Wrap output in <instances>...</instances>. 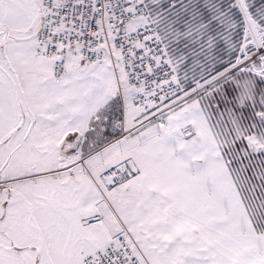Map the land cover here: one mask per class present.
Segmentation results:
<instances>
[{
	"label": "snow or ice",
	"instance_id": "snow-or-ice-1",
	"mask_svg": "<svg viewBox=\"0 0 264 264\" xmlns=\"http://www.w3.org/2000/svg\"><path fill=\"white\" fill-rule=\"evenodd\" d=\"M0 264H264V0H0Z\"/></svg>",
	"mask_w": 264,
	"mask_h": 264
}]
</instances>
